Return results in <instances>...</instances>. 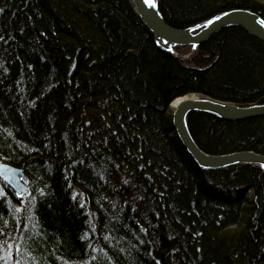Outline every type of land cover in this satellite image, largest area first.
Wrapping results in <instances>:
<instances>
[{"label": "trees", "instance_id": "16d2710c", "mask_svg": "<svg viewBox=\"0 0 264 264\" xmlns=\"http://www.w3.org/2000/svg\"><path fill=\"white\" fill-rule=\"evenodd\" d=\"M172 28L264 0H158ZM188 47H177L185 55ZM190 94L264 104V41L220 29L185 60L130 0H0V264H264V169L204 170L176 135ZM203 152L264 155V116L189 114Z\"/></svg>", "mask_w": 264, "mask_h": 264}, {"label": "water", "instance_id": "95a60500", "mask_svg": "<svg viewBox=\"0 0 264 264\" xmlns=\"http://www.w3.org/2000/svg\"><path fill=\"white\" fill-rule=\"evenodd\" d=\"M130 1L139 20L153 34L155 44L181 60L187 59L208 37L226 27H239L247 34L264 41V20L249 10L223 11L193 26L176 29L163 20L158 9V0L154 3L150 0ZM177 47H188L190 50L187 54L181 55L175 51ZM176 99H179V102L174 107L170 104L172 124L181 144L198 167L213 170L244 164L264 169V155L252 151L222 155L203 152L192 139L187 123L188 116L192 112H202L225 121L260 117L264 116V104L239 106L197 94ZM0 179L17 196L25 197L28 194L27 178L21 167L0 161Z\"/></svg>", "mask_w": 264, "mask_h": 264}, {"label": "bare ground", "instance_id": "6f19581e", "mask_svg": "<svg viewBox=\"0 0 264 264\" xmlns=\"http://www.w3.org/2000/svg\"><path fill=\"white\" fill-rule=\"evenodd\" d=\"M150 2H151V3H154L155 0H150ZM202 97H203V96H202ZM178 98H179V97H178ZM178 102H179V99H175V100H173L172 103H171V106L174 107ZM241 165H243V164H241ZM213 170H214V169H213Z\"/></svg>", "mask_w": 264, "mask_h": 264}, {"label": "rangeland", "instance_id": "374dc122", "mask_svg": "<svg viewBox=\"0 0 264 264\" xmlns=\"http://www.w3.org/2000/svg\"><path fill=\"white\" fill-rule=\"evenodd\" d=\"M171 108V107H170ZM171 110H172V108H171Z\"/></svg>", "mask_w": 264, "mask_h": 264}]
</instances>
